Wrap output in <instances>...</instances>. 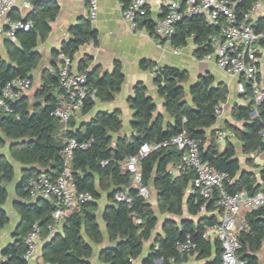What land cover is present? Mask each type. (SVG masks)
Segmentation results:
<instances>
[{
	"label": "trees",
	"instance_id": "obj_1",
	"mask_svg": "<svg viewBox=\"0 0 264 264\" xmlns=\"http://www.w3.org/2000/svg\"><path fill=\"white\" fill-rule=\"evenodd\" d=\"M28 1L31 9L26 19L32 22V28L27 32H18L15 42L5 43L7 59L0 55V94L5 84L16 77L31 80L30 74L37 68L41 58L36 51L37 43L46 39L50 24L58 14L59 8L54 0ZM119 1L125 8L131 0ZM233 1L236 2L235 12L240 15L257 0ZM253 27L256 31L264 32V18L257 20ZM139 28H144L160 42L168 41L173 49L185 48L191 40L197 59L212 53L209 38L216 34V29L199 16L179 22L167 40L153 35V22L149 19L142 20ZM71 33V39L63 43L60 49L71 58L80 46L89 42L97 43L96 32L89 20L73 27ZM261 44L264 45V39ZM58 52L54 53L56 57ZM141 67L152 70L156 64L144 61ZM262 77L264 94V68ZM87 80L94 98L86 101L81 116H87L92 111L95 99L111 102L120 91L124 75L121 65L115 63L112 72L102 76H97L95 71L87 72ZM187 80V72L177 68L161 66L154 71L158 95L163 99L164 108L173 121L165 127L161 116H153L155 105L146 95V87L143 83H137L129 98V105L134 111L131 122L133 135L130 137H113L122 128L117 111L100 112L79 126L70 121L68 129L62 131L58 120L52 116L59 95L56 65L51 73H42L41 85L34 96L35 103H31L26 94L10 103L12 113L0 110V230L9 223L4 205L8 199L7 187L14 178V168L1 151L6 141L9 142L10 159L24 168L15 191L18 200L13 204L20 224L15 231L13 243L1 249V256L5 258L2 264H27L23 238L34 223L40 225L42 236L47 237L45 228L51 222L54 202L45 199L31 201L25 191V182L28 177L40 172L55 178L63 166L59 150L70 138L90 142L87 149L74 153L71 168L77 191L89 193L92 201L84 203L79 211L66 218L61 233L46 243L41 253L44 264H89L93 255L90 244L98 245L102 242L95 215L99 191L107 193L108 205L103 210L102 220L110 242L116 243L114 248L100 253V262L130 264V258L137 259L142 253L143 243L151 238L157 219L148 201L139 197L136 189L131 186V175L121 171L120 162L136 155L143 144L161 143L182 130L189 137L200 141L202 161L209 163L216 171L229 175L230 182L226 184L229 193L245 190L252 195L264 189V166L258 173L259 180L255 173L241 171L233 145L226 142L224 150L220 151L215 131L207 132L216 123L215 109L226 101L225 86H215L211 75L200 76L189 89L190 103H187L184 101L183 88ZM245 87L246 93L242 96L251 98V101L232 111L233 118L243 121L244 125L242 128L231 125L226 127L241 143L244 155L264 153V142L259 135L264 128V98L256 105L248 86ZM254 110L257 112L256 117L251 116ZM179 158L180 151L176 148H161L149 153L140 162L142 185L152 187L157 193L156 203L160 214L182 215L186 189L193 177L190 174L173 177L166 170L168 164ZM118 192H123L129 202L116 201L115 195ZM202 206L207 213L215 211L213 200L204 205V201L197 195L190 193L187 196L189 215L197 216ZM214 221L213 216H206L197 223L188 220L179 225L165 222L162 228L164 238L158 240V246L153 249L150 258L160 260L161 264L185 261L187 255L178 253L175 245L186 234H190L195 244L190 255H196V259L204 261V264H222L220 244L210 243L201 236L204 227ZM239 242L241 248L238 258L241 261L260 264L258 255L263 250L264 264V206L246 216V229L241 231Z\"/></svg>",
	"mask_w": 264,
	"mask_h": 264
},
{
	"label": "built area",
	"instance_id": "obj_2",
	"mask_svg": "<svg viewBox=\"0 0 264 264\" xmlns=\"http://www.w3.org/2000/svg\"><path fill=\"white\" fill-rule=\"evenodd\" d=\"M89 5V19L95 20L98 13L97 0H86ZM158 7V17L153 22V35L162 39H169L175 26L184 19L194 16L201 17L206 24L216 29V34L209 38L212 53L205 58L213 59L215 66L228 76L241 79L237 84L240 95L246 93V87L259 105L264 98L260 73L259 53L263 45L264 32L256 31L253 17L258 11L259 3H254L240 15L235 12L236 2L233 0H152ZM21 3L25 10L31 9L28 0H0V36L15 42L18 32H27L32 28V22L27 19H13L11 11ZM150 5L146 0H131L122 8L121 17L129 23L132 30L139 29V23L146 20ZM181 48L173 49L175 55L180 54ZM58 61V101L52 116L61 125L62 131L68 129L69 121L80 115L88 99H93V93L87 80V71L74 69L72 58L59 51ZM32 83L28 78L16 77L5 84L0 94V110L12 113L11 102L26 95ZM218 118L221 106L215 109ZM257 116L256 110L251 115ZM61 135V134H60ZM259 135L264 142V128ZM90 146L88 141H78L70 138L59 150L62 160L60 173L51 178L47 173L40 172L30 176L25 182V191L31 200L45 198L54 202L51 222L46 225L48 233L60 230L63 222L73 213L80 210L84 203L92 201L87 192H78L72 174V160L77 150H85ZM174 147L180 151V158L167 166V172L172 176L192 175L190 193L197 195L206 205L214 201L215 221L204 227L202 239L214 243L218 242L222 249V264H246L238 258L241 248L239 235L246 229V216L264 206V189L250 195L245 190L229 193L226 184L230 182L229 175L216 171L209 163L200 157V141L187 135L185 131L154 145L143 144L138 153L120 162V169L131 175V186L136 189L138 196L149 201L151 198L147 187L142 185L140 162L149 153L161 149ZM116 201H127L123 192L115 195ZM201 209H204L202 206ZM42 228L34 223L23 238L25 246L24 258L27 262L37 256L42 243ZM178 253L189 255L195 244L191 235L186 234L175 245ZM5 258L1 256L2 262ZM130 258L129 263L133 264Z\"/></svg>",
	"mask_w": 264,
	"mask_h": 264
},
{
	"label": "crops",
	"instance_id": "obj_3",
	"mask_svg": "<svg viewBox=\"0 0 264 264\" xmlns=\"http://www.w3.org/2000/svg\"><path fill=\"white\" fill-rule=\"evenodd\" d=\"M47 1V0H42ZM58 5V14L55 20L50 24V32L44 41H38L36 51L40 54V62L36 69L31 72V83L34 85L28 92L30 102L35 103L34 96L36 90L41 85V76L44 71L53 70V67L58 66V61L55 52L60 51L63 43L69 41L72 37L71 29L80 23L89 20L92 28L97 35V43L89 42L80 46L72 57L73 67L79 71H95L97 76H102L104 73H111L114 64L119 63L124 75V82L120 91L115 95L111 102H100L94 100V107L87 116L77 115L70 121L79 126L82 122L89 121L93 116L102 113L118 112L122 128L114 138L130 137L133 135L131 129V122L133 120L134 111L129 105V98L133 95L134 86L137 83H143L146 87V95L152 100L155 105L154 118L161 116L164 127L172 124L171 117L167 114L163 99L158 95L157 88L154 84V71L157 67L168 66L184 70L188 74V80L183 84L185 90L184 101L190 103L189 89L196 80L203 75H211L214 80V85H224L227 89L226 103L221 105V115L217 118L215 125L208 130V133L215 131L220 151H223L226 142L233 145L236 151V159L239 161L241 171L253 172L258 177V173L264 166V153H253L244 155L241 151V143L228 130L227 125L237 128H242L243 121H236L232 116V111L235 107H243L251 101L249 97H243L237 92V84L242 81L238 77L228 76L220 71L214 63V60L208 58L197 59L194 56V45L192 41H188L185 48H181L180 54L175 55L173 48L168 41L160 42L148 34L144 28L132 30L129 23L124 21L121 17L122 3L119 0H97L98 13L95 20L89 19V5L86 0H54ZM150 5V10L146 19L154 21L158 17V7L152 0H146ZM259 8L253 21L256 22L260 18H264V0H257ZM29 10H25L21 3L11 11L10 16L14 19H26ZM8 42L5 38L0 36V55L3 59L6 57L5 43ZM260 73L263 78L264 68V45L259 53ZM151 61L156 64L152 70L143 69L142 62ZM263 85V82H262ZM31 96V98H30ZM69 121V122H70ZM14 168V178L10 183L12 184V198L10 205H4L9 223L0 230V249H4L14 241V234L20 224V218L13 209V204L18 200L16 198V188L22 178L24 170L19 164V172L16 174L15 166L10 162ZM15 163V162H14ZM17 164V163H16ZM169 165V164H168ZM167 165V166H168ZM167 170V167H166ZM178 177V176H173ZM259 180V177H258ZM260 183V181H259ZM191 184V183H190ZM190 184L186 189L185 201L182 208V215L175 216L170 214H160L156 197L157 193L152 187L150 195L153 203H149L157 219V225L152 231L151 238L143 243L142 253L134 259L133 264H161L160 260L152 259L151 252L158 246V240L164 238L162 228L165 222L171 221L180 224L182 221H192L197 223L200 218L206 216H213L215 218V211L207 213L205 209L197 216L188 214L186 207L187 196L190 194ZM8 190V187H7ZM100 198L97 200V211L95 213L97 223L102 235V242L98 245L90 244L93 255L89 260V264H102L99 260L100 253L109 248H114L115 242H110L106 225L102 220L103 210L108 205L107 193L99 191ZM150 198V199H151ZM45 199V198H38ZM31 200V201H37ZM48 200V199H45ZM48 233V232H47ZM61 229L55 233H48L47 237L42 236V243L39 247L37 256L27 262V264H44L41 258L42 247L49 242L50 238L56 234H60ZM2 264V260H0ZM169 264H204V261L197 260L196 255H187L183 262L170 261Z\"/></svg>",
	"mask_w": 264,
	"mask_h": 264
},
{
	"label": "rangeland",
	"instance_id": "obj_4",
	"mask_svg": "<svg viewBox=\"0 0 264 264\" xmlns=\"http://www.w3.org/2000/svg\"><path fill=\"white\" fill-rule=\"evenodd\" d=\"M34 85H32L31 86V89H32V87H33ZM30 89V90H31ZM29 93H30V91H29ZM30 98H31V96H30ZM225 103H226V101H225ZM224 103V104H225ZM8 150H9V142L8 141H6L5 142V146L2 148V153L9 159V161L10 162H12L13 164H14V166H15V172H16V174H18V172H19V165L18 164H16V163H14L11 159H10V155H9V153H8ZM150 193H151V191H149ZM13 196H12V184H9L8 185V199H7V202H6V205L8 206V205H10V199L12 198ZM148 203H153V201H152V198L151 199H149V201H148ZM259 260H260V264H263V250L259 253Z\"/></svg>",
	"mask_w": 264,
	"mask_h": 264
},
{
	"label": "water",
	"instance_id": "obj_5",
	"mask_svg": "<svg viewBox=\"0 0 264 264\" xmlns=\"http://www.w3.org/2000/svg\"><path fill=\"white\" fill-rule=\"evenodd\" d=\"M45 248V246L42 247V250Z\"/></svg>",
	"mask_w": 264,
	"mask_h": 264
}]
</instances>
